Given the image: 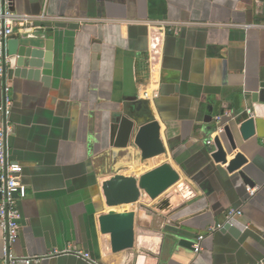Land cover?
<instances>
[{"label":"crops","instance_id":"obj_1","mask_svg":"<svg viewBox=\"0 0 264 264\" xmlns=\"http://www.w3.org/2000/svg\"><path fill=\"white\" fill-rule=\"evenodd\" d=\"M30 18L7 39L50 49L47 84L12 77L4 94L8 158L22 168L26 198L10 258L38 264H254L264 260V138L236 152L250 182L210 158L207 141L255 116L264 83V0H12ZM4 7L0 0V10ZM144 90L156 92L152 101ZM257 96V94L255 95ZM155 120L165 153L140 172L138 151L115 144L123 114ZM4 117L0 113V125ZM224 140V138H223ZM169 163L179 181L155 210L142 193L134 245L112 252L98 217L102 182ZM159 163V165H158ZM151 165V163L149 164ZM137 172V173H136ZM230 211L239 215L228 217ZM229 220L236 225L225 228ZM200 238V239H199ZM199 243L200 251L192 245ZM6 232L0 228V255ZM57 252V253H54Z\"/></svg>","mask_w":264,"mask_h":264},{"label":"water","instance_id":"obj_2","mask_svg":"<svg viewBox=\"0 0 264 264\" xmlns=\"http://www.w3.org/2000/svg\"><path fill=\"white\" fill-rule=\"evenodd\" d=\"M4 25L0 22V42L2 52V74L1 83L12 77H27L37 79L40 74L44 76V82L48 81L46 76L50 75L48 45L44 50L36 45L20 44L17 39H7L4 36ZM257 94V96H255ZM254 94L253 102L262 104L263 107L251 116L243 120L239 126L235 121L222 129L221 135L213 139V149L210 158L216 164L226 165L228 173H236L245 181L250 179L242 168L247 162L241 152H236L230 161V156L237 148L240 140L247 141L255 134L264 138V83L260 90ZM115 144L121 147L131 145L138 151L141 161H145L165 153V148L160 139V127L155 120L142 118L141 116H129L123 113L113 127ZM224 138V140H223ZM180 179L178 172L167 162L145 172L139 177L115 176L102 182V194L104 204L108 211L98 217L99 231L102 235L109 236L111 251L116 253L131 249L134 245V211L117 212L116 208L136 203L142 193L152 202L154 208L163 211L169 206L166 198L159 200L169 188ZM1 185V182H0ZM0 194V200H1ZM17 197V195H15ZM235 220H229L225 228L235 226ZM9 242L6 234V244L3 255H0V264H9Z\"/></svg>","mask_w":264,"mask_h":264},{"label":"built area","instance_id":"obj_3","mask_svg":"<svg viewBox=\"0 0 264 264\" xmlns=\"http://www.w3.org/2000/svg\"><path fill=\"white\" fill-rule=\"evenodd\" d=\"M2 1L4 7L0 10V22L4 25V36L7 38L13 34V27H15V25L21 27L23 22H27L30 17L26 14L12 12L10 10L12 0ZM1 74L2 52L0 42V76ZM157 95L156 92L144 90L142 98L146 101H152ZM10 112L11 104L4 94L3 103L0 104V113L4 117L3 124L0 125V194L2 196L0 200V228L6 232L9 244L16 241L20 229L18 202L25 199L27 195L26 186L21 182V166L8 158L6 145L8 126L6 119L10 115ZM206 143L211 146L213 144V139L210 138ZM15 195H17V197H15ZM239 214V212L230 211L228 217ZM192 247L196 252L201 249L199 243L193 244ZM74 254L88 261L90 264H100L87 252L75 250ZM38 262L39 258H10L9 264H38ZM254 264H264V260Z\"/></svg>","mask_w":264,"mask_h":264},{"label":"rangeland","instance_id":"obj_4","mask_svg":"<svg viewBox=\"0 0 264 264\" xmlns=\"http://www.w3.org/2000/svg\"><path fill=\"white\" fill-rule=\"evenodd\" d=\"M157 158H158V156H156L154 158H151V159H148V160H145V161L139 160V164L142 165L140 167V170L139 171L142 172L143 170H147V169L151 168L158 161ZM150 163H151V165H149ZM158 165H159V163H158Z\"/></svg>","mask_w":264,"mask_h":264},{"label":"bare ground","instance_id":"obj_5","mask_svg":"<svg viewBox=\"0 0 264 264\" xmlns=\"http://www.w3.org/2000/svg\"><path fill=\"white\" fill-rule=\"evenodd\" d=\"M137 173V172H136ZM126 205L124 206H120V207H117L116 210H121V208L123 209V207H125Z\"/></svg>","mask_w":264,"mask_h":264}]
</instances>
